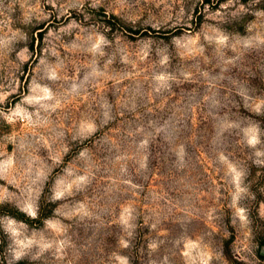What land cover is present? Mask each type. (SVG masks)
<instances>
[{
  "label": "rangeland",
  "instance_id": "1",
  "mask_svg": "<svg viewBox=\"0 0 264 264\" xmlns=\"http://www.w3.org/2000/svg\"><path fill=\"white\" fill-rule=\"evenodd\" d=\"M0 264H264V0H0Z\"/></svg>",
  "mask_w": 264,
  "mask_h": 264
}]
</instances>
